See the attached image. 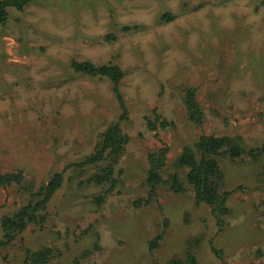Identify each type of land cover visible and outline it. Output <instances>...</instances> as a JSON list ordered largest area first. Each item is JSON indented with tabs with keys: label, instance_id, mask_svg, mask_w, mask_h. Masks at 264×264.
<instances>
[{
	"label": "rangeland",
	"instance_id": "obj_1",
	"mask_svg": "<svg viewBox=\"0 0 264 264\" xmlns=\"http://www.w3.org/2000/svg\"><path fill=\"white\" fill-rule=\"evenodd\" d=\"M7 11L0 176L15 178L0 183V264H264V0H26ZM72 61L118 66L117 92ZM115 125L122 149L87 162ZM204 136L241 149L214 157L228 192L220 220L178 162L186 149L199 158ZM24 207L34 214L7 239L4 219Z\"/></svg>",
	"mask_w": 264,
	"mask_h": 264
},
{
	"label": "trees",
	"instance_id": "obj_2",
	"mask_svg": "<svg viewBox=\"0 0 264 264\" xmlns=\"http://www.w3.org/2000/svg\"><path fill=\"white\" fill-rule=\"evenodd\" d=\"M25 2L26 0L0 2V23L5 22L8 16L7 8L9 6H14L18 10H22ZM70 66L75 73L90 77L107 78L113 84L116 92L123 76L122 70L118 66L111 64L96 66L88 61H72ZM186 94V105L189 118L190 120L199 123L202 120L203 113L195 99V92L193 89H189ZM123 143L124 139L118 135L116 125L110 127L101 144L102 148L96 152V155L94 154L90 156L87 162L96 161L98 158L101 159L102 152H105L108 149L111 150L109 155L119 152V150L122 149ZM195 149L199 152V158L196 157L197 155L194 150L186 149L178 162L189 170L187 181L193 187L196 201L207 205L211 209L213 216L217 220H220L228 211L226 206L228 192L223 189V177L214 157L218 155H228L232 158L237 157L241 152L240 146L235 145L226 137L216 138L213 136H204L199 139ZM157 167L158 165L154 158H151V170L147 179L151 185L159 180L156 171ZM13 177L14 175H2L0 176V183L10 181ZM172 178L173 180L170 184L171 188L175 192H182L183 187L178 182L177 176H172ZM100 179H106V177L100 176L98 177V180ZM59 185L60 176L56 175L48 185L47 194H51ZM34 211L35 207H24L12 217L4 219L2 224L4 236L7 239H10L17 232L23 230L26 225V218L30 219L34 214ZM32 257L34 263H39L38 260L45 256L44 254H37Z\"/></svg>",
	"mask_w": 264,
	"mask_h": 264
}]
</instances>
